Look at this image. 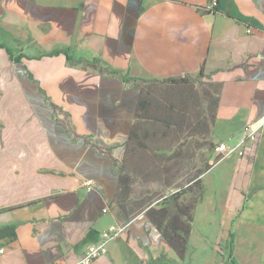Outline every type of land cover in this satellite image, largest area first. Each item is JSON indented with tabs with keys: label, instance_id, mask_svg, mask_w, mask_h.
Returning a JSON list of instances; mask_svg holds the SVG:
<instances>
[{
	"label": "crops",
	"instance_id": "1",
	"mask_svg": "<svg viewBox=\"0 0 264 264\" xmlns=\"http://www.w3.org/2000/svg\"><path fill=\"white\" fill-rule=\"evenodd\" d=\"M210 2L0 0V264H75L115 223L123 230L90 264H232L231 231L232 257L264 264V0ZM65 48L83 61L48 55ZM202 68L220 88L218 139L235 146L247 125L259 130L244 155L217 163L218 195L199 205L181 258L150 207L129 214L117 202L119 166L139 73ZM164 206L178 213L153 207ZM199 217L208 231L196 233Z\"/></svg>",
	"mask_w": 264,
	"mask_h": 264
},
{
	"label": "rangeland",
	"instance_id": "2",
	"mask_svg": "<svg viewBox=\"0 0 264 264\" xmlns=\"http://www.w3.org/2000/svg\"><path fill=\"white\" fill-rule=\"evenodd\" d=\"M139 76L152 105L137 119L136 128L146 149L134 153L125 170L130 187L126 213L163 204L176 212L178 206L191 205L194 220L204 199L217 197L218 174L214 171L217 163L230 156L215 155L221 142L215 134L219 85L204 70L177 81H159L143 73ZM164 116L174 118L171 128L161 122ZM134 144L137 146V141ZM118 217L125 220L123 209L118 210ZM210 226L199 217L196 233L204 228L208 231Z\"/></svg>",
	"mask_w": 264,
	"mask_h": 264
},
{
	"label": "trees",
	"instance_id": "3",
	"mask_svg": "<svg viewBox=\"0 0 264 264\" xmlns=\"http://www.w3.org/2000/svg\"><path fill=\"white\" fill-rule=\"evenodd\" d=\"M1 47L5 46L4 44H0ZM8 52L11 55V58L15 61H20L21 58L23 57L22 54H20L18 57H13L12 52L8 49ZM60 54H65L66 57L68 58L69 61L71 62H82L83 59L79 58L76 59L75 56L72 53L71 49L65 48V49H56L53 50L52 52L48 53V55H60ZM89 63H95V61H88ZM203 68L200 70V72H203ZM125 81H130L133 80L131 77L127 78L124 77ZM178 79L181 78H167V79H157L159 81H177ZM218 100L216 101V105L218 106ZM152 105V99L148 98L145 96V91L142 85L141 93H140V98L138 102V107H137V112H136V121L135 124L133 125L129 141L127 143V150L125 154V158L121 165L119 166L120 170V180H119V193L118 195H121V198H117V202L119 204H126L128 202L127 199V194H130V187L128 183V177L125 174V170L127 168V165L129 164L132 155L136 152H141L142 149H146V145L142 140V137L140 133L137 131V119L142 118L143 116L141 115L142 112H147L149 106ZM217 110V109H216ZM217 116V113H216ZM161 122L165 124L168 128L172 127L174 118L169 117V116H164L161 119ZM137 141V146L134 144V142ZM209 167H207L206 170H208ZM125 195V197L122 198V195ZM123 195V196H124ZM177 207V206H176ZM169 207L164 206L160 209H156L153 206H151L147 210L148 216L157 224L158 228L163 231V234L167 241L177 250L179 256L181 258H184L186 255V252L188 250V245H189V236L191 233V222L193 221V215H192V206L191 205H186V206H181L177 207V212L172 218H169ZM181 215L187 216V220H183ZM234 237L235 233L231 231L228 244L230 246L231 250V258L230 261L232 264H240L238 260H236L234 257H232V252L234 249ZM160 262L154 261L153 264Z\"/></svg>",
	"mask_w": 264,
	"mask_h": 264
},
{
	"label": "built area",
	"instance_id": "4",
	"mask_svg": "<svg viewBox=\"0 0 264 264\" xmlns=\"http://www.w3.org/2000/svg\"><path fill=\"white\" fill-rule=\"evenodd\" d=\"M218 4V0H211L210 6L216 7ZM251 29H249V32ZM247 131L246 140H254L256 138V134L259 130L258 127H254L252 125H247L245 127ZM241 141L239 144L235 146H229L225 141H221L215 148V152L217 155L228 156L236 153L239 156L244 155L245 149L244 144L245 141ZM86 184L88 187H92L96 184L95 180L87 179ZM123 226L121 224L115 223L108 227L106 230L102 232V238L99 242L92 244L88 247L82 258L75 264H90L95 258H98L104 255L107 252V246L111 240L119 235V233L123 230Z\"/></svg>",
	"mask_w": 264,
	"mask_h": 264
}]
</instances>
